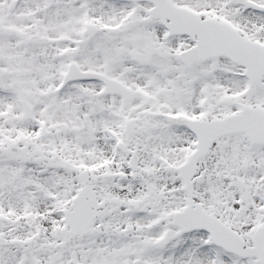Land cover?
<instances>
[{
    "label": "snow or ice",
    "instance_id": "1",
    "mask_svg": "<svg viewBox=\"0 0 264 264\" xmlns=\"http://www.w3.org/2000/svg\"><path fill=\"white\" fill-rule=\"evenodd\" d=\"M0 264H264V0H0Z\"/></svg>",
    "mask_w": 264,
    "mask_h": 264
}]
</instances>
